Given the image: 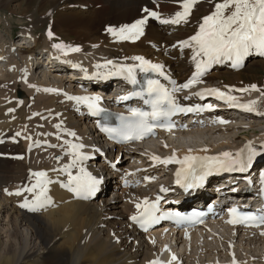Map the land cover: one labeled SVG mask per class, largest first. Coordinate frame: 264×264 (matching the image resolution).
I'll return each instance as SVG.
<instances>
[{
	"label": "bare ground",
	"instance_id": "6f19581e",
	"mask_svg": "<svg viewBox=\"0 0 264 264\" xmlns=\"http://www.w3.org/2000/svg\"><path fill=\"white\" fill-rule=\"evenodd\" d=\"M32 1L27 0V2ZM23 2L24 0H0V5L21 9ZM48 3L52 6L50 7L52 10L61 4H66L69 14L73 16L63 19L65 15L61 13L64 17L63 20L61 19L62 22L59 21V28L71 25L76 19L74 13L77 10L92 14V17L101 24L114 13L117 20H121L119 24L123 25L125 20L135 13L138 5L147 7L145 13L136 14L144 34L140 48L136 46L135 49L129 50L120 42L110 41L104 45L79 46L83 61L80 65H85L88 76L110 75L109 72L116 68L110 66L111 61H122L133 65H137L139 61H151L158 64L161 70L174 80V88L180 92L176 97L182 103L192 105L197 101L194 96L196 88L193 86L198 82L206 84L205 86H215L228 96L234 95L235 98L243 99L246 94H237L233 91L234 88L255 86L254 82H246L243 76H253L257 71L263 74L261 77L264 79V57H249L245 60L244 67L240 69H230L227 66L213 67L204 77L198 78V72H195V67L199 65L196 59L203 56V49L221 51L226 45L243 41L251 34L252 25L255 24L264 30V0H239L232 3L230 0H225L224 11L221 9L217 11L215 26L210 29L204 28V23L207 16L216 12L214 9L216 6H209L206 0H48ZM187 8H191V13L186 11ZM205 8L208 9V15L200 16L199 13ZM40 13L43 14V11L40 10ZM45 14L51 19L50 12L44 13L43 16ZM58 18H54V21ZM44 20L40 18L39 21ZM211 20L214 21V18ZM43 23L42 25L47 23V20ZM54 26L57 28L56 25ZM30 27L26 26L23 32L28 33L26 35L29 41L40 43L34 44L32 48L29 47L30 45H22L11 52L14 43L8 45L0 35V64H5L9 70L7 72L5 68H0V77H2L0 78V264H42V262L43 264H151L152 262L189 264V261H192L189 255L186 253L185 258L188 259L185 262L180 257L183 252L177 253V250L182 241H185V248L197 243L200 255L206 251L210 252L207 244H202L206 240L203 236L209 237L208 239L212 241L210 245L214 247L215 252L220 250L232 256L229 264H254L253 261L264 263V254L240 261L235 258L233 252L228 253L224 245L230 241L233 246L234 241L231 240L233 237H227L231 233L226 236L221 231L218 232L226 227L217 218L207 223L210 231L204 228L171 231L167 230L164 224L146 233H138L133 228L130 218L136 215V211L132 202L142 197L144 189L143 187L123 188L121 181L124 176H132L131 169L138 166L150 165L155 177L152 181L154 185L150 188L155 189L154 186L160 178L165 181L164 186H167L171 182V174L167 175L168 178L166 174L158 175L159 168L153 165L155 158L152 153L136 161L134 158L137 156V149L112 148L107 141L95 135L93 120L84 113L85 108L82 105L84 102L81 99L85 96L97 100L98 92L105 89V85H93L83 81L81 70L67 73L69 72L67 66L71 65L59 60V49L60 46L69 45L63 44V39L62 44L55 43L56 45H51L46 37L33 39ZM77 34L73 35L77 36ZM8 40L11 41L12 38L9 37ZM17 42L19 43H16V46L21 43ZM42 46L52 49H43ZM33 49L43 51L49 58V61L45 59L48 67L40 73L42 77H35L37 70L34 72L30 70L32 60L37 55ZM28 54L31 56L24 62L23 57ZM60 70H64L66 76H61ZM51 78L56 81L51 82ZM215 80L220 81L214 84ZM15 89L25 92L26 98L19 100L15 97L13 94ZM107 89L111 90L112 87ZM261 92L257 89L258 94ZM247 95L254 97L256 93ZM251 102L252 104H247V107L253 108L254 113L245 115L246 118L255 120L263 117L262 103L259 100L255 102L251 100ZM214 103L216 105L219 102ZM207 114L208 117L204 119L203 116ZM241 116L243 115L230 111L226 104L221 111L179 117L180 126L176 125L174 129L182 133L189 132L186 134L190 135L194 131L207 129L205 130L207 134L220 132L224 136L214 139L211 141L212 144L206 146L191 147L189 144L170 148L163 142L162 147L175 155L206 152L219 154L225 149L229 152L232 147L237 148L240 139L241 141L251 139L247 135L234 134L236 130L230 134L229 131L236 127L248 125V129L253 134L258 133V137L264 136V127L258 131L254 127L264 124L261 121H251L247 125L239 123L232 125V128L218 123V118L226 119L227 123ZM180 132H168V135H176ZM159 135H161L160 139L164 133ZM196 135L199 137L202 133L198 132ZM256 137H253L252 141L261 143L256 144L258 148H264V141L254 139ZM159 139L157 138L156 141ZM20 142L24 144L23 150H17V144ZM37 144L39 147H36ZM7 146L13 147L14 153L7 152ZM84 153H92L94 158H81L80 155ZM100 157L102 159L98 164L100 167H96ZM116 158L119 164L128 163L124 173L121 172V167L113 164ZM22 160L25 162L24 165L20 164ZM27 173L33 176L35 185L31 184L28 190H25L24 186L21 189L20 186V190L19 185L16 187L15 184L12 187L10 184L11 188L9 186L7 190L5 189L8 178L16 182ZM85 174L93 175L103 182V187L97 185L95 187L98 192V197L95 199L79 196L77 186L71 181V175L81 177ZM112 182H115V188L112 190V195H116L114 200H112L113 196L103 197L105 185L109 186L113 184ZM26 199H35L37 210L32 214L27 210L17 211L14 206L16 200ZM229 230L233 235H245V240H256L264 244V236L259 237V231L247 230L234 233L233 229ZM216 261L219 259L205 263L215 264ZM198 263L203 262L195 256L193 264Z\"/></svg>",
	"mask_w": 264,
	"mask_h": 264
},
{
	"label": "rangeland",
	"instance_id": "374dc122",
	"mask_svg": "<svg viewBox=\"0 0 264 264\" xmlns=\"http://www.w3.org/2000/svg\"><path fill=\"white\" fill-rule=\"evenodd\" d=\"M38 1V2H37ZM178 1H185V0H178ZM225 0H206V4H208L209 6H213L215 7V11L214 14H213V18H214V25L215 26V23H216V19L218 18V14H217V11L219 9H221V11H224V8H225V4H223ZM231 3L232 1L233 2H237L239 0H230ZM41 2V3H40ZM46 3V4H45ZM43 4V5H42ZM42 5V6H41ZM50 4L48 3V0L44 1V0H33L32 2H27V0H24L22 6H21V9H17L15 8L14 9V6H9L8 7H2L0 5V35L3 36L4 38V41H7L8 42V45L10 43H13V40L14 38H18V40H14L15 41V45L16 43H19L17 41L19 40H23V42H27L29 43V40H28V37H26V33L27 32H23L24 28L26 26L30 25L32 27H30L31 29V35L33 37V39H35L34 37L40 39V38H44L46 37L47 38V41L53 45V44H57V43H60L62 44H65V45H79V46H88V45H104L105 43L107 44V42H117V43H121L123 44V46L126 48V49H135L136 46L138 48H140L139 45H141V43L144 41L143 38H144V34H143V27L138 23L137 19H136V14H139V13H145L146 10H147V7L145 6H141V5H138L136 8H135V13L133 15H130L125 21V23L122 25V24H119L121 20H117L116 16L114 13L111 14V16L104 20L101 23H98L93 17H92V14L90 13H85L83 12L82 10H77L75 13H74V17H76V19H79V20H76L69 26H66V27H63V26H60V28H63V29H60L58 26V24L60 22H62L63 19H65L67 17L70 18V17H73L69 14V10L68 8L66 7V4H61L60 6H58L57 8H55V10H52V8L50 9V7L52 6H49ZM45 6H48V7H45ZM62 6V7H61ZM41 7V8H40ZM45 7V8H44ZM28 8V9H27ZM39 8V9H38ZM66 8V9H65ZM27 9V10H26ZM43 9V10H42ZM62 9V11H61ZM217 9V10H216ZM38 10V12H37ZM40 10L43 11V14L44 13H47L50 12V17L51 19H49L46 14L45 16H43V14L40 13ZM58 10V12H57ZM207 8L205 9H202L201 12L199 13L200 16H206L205 14L208 15L207 13ZM232 10V9H231ZM20 11V12H19ZM54 11V12H53ZM61 11V12H60ZM64 11V12H63ZM188 13H191V8H187L186 10ZM22 12V14H21ZM24 12V13H23ZM33 12V13H31ZM79 12V13H78ZM52 13V14H51ZM60 13V14H59ZM61 13H63L65 15V17L63 15H61ZM85 15H84V14ZM31 14V15H30ZM41 15V16H39ZM61 15V16H60ZM55 16V17H54ZM83 16V17H82ZM45 20H44V18ZM59 17L58 19H56L54 21V18H57ZM61 17V18H60ZM62 17H64L62 19ZM133 17V18H131ZM30 18V19H29ZM41 19H43L44 21H39ZM83 18V19H82ZM89 18V19H88ZM92 18V19H91ZM39 19V20H38ZM62 19V20H61ZM87 19V20H86ZM111 19V20H110ZM207 19V17H206ZM41 24H39V22ZM47 20V23H45ZM49 20V21H48ZM83 20V21H82ZM35 25H34V23ZM58 21V22H57ZM60 21V22H59ZM110 21V22H109ZM45 24H44V23ZM50 22V24H49ZM54 22V24H53ZM108 22V23H107ZM117 22V23H116ZM32 23V24H31ZM42 23L44 25H42ZM57 23V24H56ZM79 23V24H78ZM90 23V24H89ZM114 23V24H113ZM133 23V24H132ZM135 23V24H134ZM83 24V25H82ZM86 24V25H85ZM107 24V25H106ZM118 24V25H117ZM137 24V25H136ZM139 24V25H138ZM57 28H55V26ZM76 25V26H75ZM94 25V26H93ZM116 25V26H115ZM127 25V26H126ZM136 25V26H135ZM53 26V27H52ZM81 26V27H80ZM88 26V28H87ZM115 26V27H114ZM71 27V28H70ZM98 27V29H97ZM33 28V29H32ZM46 28V29H45ZM100 28V29H99ZM123 28V29H122ZM56 29V30H54ZM65 29V30H64ZM76 29V30H75ZM103 29V30H102ZM216 29H217V26H216ZM73 30V31H72ZM80 30V31H79ZM122 30V31H121ZM142 30V31H141ZM83 31V33H82ZM105 31V32H104ZM141 33H138L140 32ZM78 32H80L79 34H77ZM119 32V33H118ZM136 32V33H135ZM60 33V34H59ZM82 33V34H81ZM91 33V34H89ZM94 33V34H93ZM25 34V35H24ZM28 34V33H27ZM77 34V36H74V35ZM117 36H115V35ZM50 35V36H48ZM53 35V36H52ZM64 35V36H63ZM90 35V36H89ZM110 35V36H109ZM143 35V36H142ZM14 36V37H13ZM87 36V37H86ZM104 36V37H103ZM109 36V37H107ZM115 36V37H114ZM119 36V37H118ZM132 36V37H131ZM11 37L12 40H8V38ZM75 37V38H74ZM84 39H83V38ZM93 37V38H92ZM99 37V38H98ZM111 37V38H110ZM118 37V38H117ZM109 38V39H108ZM118 40H116V39ZM120 38V39H119ZM128 38V39H127ZM63 39V42H61V40ZM122 39V40H121ZM132 39V40H131ZM94 40V41H93ZM130 40V41H129ZM93 41V42H92ZM123 41V42H122ZM138 41V42H137ZM41 42V41H40ZM54 42V43H53ZM100 42V43H98ZM133 42V43H132ZM33 43H34V40H33ZM41 43H44V42H41ZM102 43V44H101ZM137 43V44H136ZM140 43V44H139ZM21 44V43H20ZM34 44H37L39 45L40 43H34ZM55 44V45H56ZM128 44V45H127ZM29 45V44H27ZM36 45V47H37ZM131 47H130V46ZM133 45V46H132ZM23 46H26V44H23ZM31 47V46H29ZM135 47V48H134ZM43 49H47V48H50L52 49V47H44L42 46ZM42 65H45V64H42ZM244 67V66H243ZM0 68H5L6 70L5 71H9L8 70V67L5 65V64H0ZM43 69V67H39L35 73V77H42L40 76L42 73L41 70ZM61 71V70H60ZM69 74H71L70 72H67ZM67 74V75H69ZM61 76H66L64 75L63 73H61ZM263 76V74L259 73V72H255V74H253V76H243V78L245 79L246 82H254L253 85L255 86H252V87H249L250 88V91H247V92H244V93H241V94H246L244 95V98L243 100H250L248 104H252L251 100H253L254 102L256 100H259V102L262 103V106L264 108V79L261 77ZM2 78V77H0ZM226 80H229L226 78ZM51 82L53 81H56L54 80L53 78L50 79ZM220 80H215L213 81L214 84L218 83ZM251 88L253 89V91H251ZM257 89L261 90L262 92L261 93H257ZM15 91V92H14ZM13 91V94L15 97H17L19 100H24L26 98V95H25V92H22V90H14ZM248 93H256V96L254 97H250L248 96L247 94ZM246 97V98H245ZM235 98V97H233ZM226 102H219L217 103L215 106H216V111H221L224 109V107H226ZM213 110V111H215ZM231 111L233 112H236V113H239V114H242L243 116L241 117H237L235 119H231L230 122H225L224 124L227 125L228 127L230 126V128H232V125L234 126L235 124L236 125H247L249 124L251 121H261V123H264V116L263 117H260V118H257L255 120L251 119V118H246L245 115H252L253 113L252 112H249V114H247V112L245 113H241V111H238V110H235V109H231ZM205 113V112H204ZM196 115V114H194ZM190 116V115H189ZM187 116V117H189ZM206 117H208V114L207 116H203L204 119H206ZM209 117H211V115H209ZM260 119V120H259ZM249 121V122H248ZM242 123V124H241ZM244 123V124H243ZM245 127V128H244ZM255 129H257V131L261 128V127H264V124H260V125H256L254 126ZM204 129V128H203ZM207 129H204V130H200V131H194L193 133H190L189 132H186L188 134H186L185 132H180V130L178 129H173L172 131L170 132H180L179 134L177 133L176 135L173 134V135H168L167 134H164L163 137H161L162 139H159L156 141V139H154L155 141L153 140H149L147 142H145L144 144H141L139 147L138 146H135L133 147L136 151H137V156L134 158L136 159V161H138V159L142 160V158L145 156L144 154L145 153H149L151 151H155V152H159V153H163V154H167L169 153L168 150H165L163 147H162V141H164V143L170 147V148H179L181 146H184V145H191V147H197L199 145L201 146H206V145H210L212 144L211 141H213L214 139H217L219 137H223L224 134H221L220 132L218 133H211V134H207L206 131ZM237 131L234 133V131ZM202 131V132H201ZM204 131V132H203ZM233 131V132H232ZM240 131V132H239ZM199 133H202L201 136L199 137H196ZM230 134H240V135H247L249 136V138H253V137H256V136H259L258 133L256 134H253L249 129H248V125L247 126H243V127H236L235 129H232L231 131H229ZM245 133V134H244ZM188 135V136H187ZM196 135V136H195ZM191 136V137H190ZM170 138V139H169ZM246 140H249V139H244L241 141V139L239 140L240 141V144L243 143L244 141ZM158 143V144H157ZM180 144V145H179ZM239 144V145H240ZM20 145V146H19ZM195 145V146H194ZM19 146V147H18ZM144 146H146V151H144L145 148H143ZM238 146V145H237ZM236 146V147H237ZM22 147H24V144L22 142H20L19 144H17V150H23ZM149 149H148V148ZM153 147V148H152ZM7 148H9V150H7ZM129 148V147H127ZM163 148V149H162ZM234 148V147H232ZM12 149V150H11ZM147 150H151V151H147ZM162 150V152H161ZM164 150V151H163ZM6 151L9 152V153H14L15 149H13V147H10V146H7L6 147ZM9 153L7 155H9ZM143 153V154H142ZM101 157L99 158V161L98 159L96 161H98L97 163L100 162ZM110 160V159H109ZM117 160V161H116ZM115 162H117L116 164L114 165H117L118 167H121L122 170L121 172L124 173L125 171V167L127 168L128 166V163H123V164H119V160L116 158L115 159ZM24 161L22 160V163L20 162L21 165H24ZM100 167V165H98ZM131 166V165H130ZM133 166V164H132ZM97 167V165H96ZM98 167V168H99ZM124 169V170H123ZM163 170H161L159 168V170L157 171L162 173ZM156 173V175H157ZM158 173V175L160 174ZM166 174V173H165ZM164 175V174H162ZM28 176V177H26ZM33 176H30V174H25V177H23L22 179H19L17 180L16 182L11 179V178H8L9 180H7V183L5 185V189L7 190L11 184L12 187H14V185L16 184V187H18L19 185V189H20V186H21V189H22V186H24L25 190H28L30 185L34 184L35 185V181L33 180L32 178ZM163 177V176H162ZM167 177V175H166ZM159 178V177H158ZM25 179V181L23 180ZM32 179V180H31ZM161 179V178H160ZM104 180V179H103ZM116 180V179H114ZM120 180V178H119ZM17 182L19 184H17ZM21 183V184H20ZM23 183V184H22ZM113 184L109 185V186H106L104 187V191H103V197L105 198H110L112 197V200H114L116 198V195H112V190L115 188V182H112ZM9 184V185H8ZM26 184V185H25ZM28 184V185H27ZM8 186V187H7ZM10 186V188H11ZM27 188V189H26ZM20 189V190H21ZM109 190H111V192H109ZM119 192V190L117 191V193ZM107 194V195H106ZM35 199H26L25 201L24 200H21V201H18L16 200V202L14 203V206L15 208L17 209V211H22V210H27L29 211L31 214L37 210V206H36V202H34ZM23 201V202H22ZM18 202V203H17ZM20 202V203H19ZM34 202V203H33ZM17 204V205H16ZM0 209H1V206H0ZM3 224V223H2ZM220 231L225 234L226 236L228 234L227 237H233V239L231 238V240L234 241V244H233V255L235 256V258L237 260H246L248 259V257H253V256H257V255H262L264 254V244L260 241H256V240H251V241H248V240H245L246 236L243 235V236H240L238 234H235L233 235L232 234V231L229 230V228H223V229H220L218 232L220 233ZM232 235V236H231ZM204 238H206V240H204L202 242L203 245H206L207 246V249H210L211 251L208 252L206 251L203 255H200V248L196 244H193L187 248H185V241H182L181 243V246L179 247V249L177 250V253L179 252H183V254H181L180 257L183 258V261H187L188 257L185 258L186 256V253L189 255L190 257V260L192 261H189V264H193V259L196 258L202 262H206V261H214V259H219L220 263L223 264L226 263V264H229L231 262V258L232 256H230L229 254L227 255L226 253L227 252H220V250H218V252L214 251V247H211L210 243H212L211 240H209L208 236H203ZM243 238V239H242ZM199 243V241H198ZM224 244V242H223ZM224 247L226 248V246L224 245ZM42 251V250H41ZM185 252V254H184ZM193 253H195L193 255ZM202 259H205V260H202ZM222 261H221V260ZM47 261V260H46ZM254 264H264L262 263V261H253ZM43 264V262H42Z\"/></svg>",
	"mask_w": 264,
	"mask_h": 264
}]
</instances>
